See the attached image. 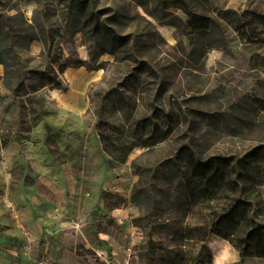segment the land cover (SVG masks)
Returning <instances> with one entry per match:
<instances>
[{"label":"rangeland","instance_id":"rangeland-1","mask_svg":"<svg viewBox=\"0 0 264 264\" xmlns=\"http://www.w3.org/2000/svg\"><path fill=\"white\" fill-rule=\"evenodd\" d=\"M92 1L105 17L123 8L124 22L137 17L125 33L135 31L134 39L145 36L150 51L142 53L159 79L140 74L129 81L130 90L121 86L138 64H116L111 55L92 60L91 44L69 26L66 8L55 0H0V31L40 36L28 48L17 42L8 78L0 64V264H170L171 235L185 223L179 211L186 207V196L182 184L157 178L158 168L193 144L191 135L199 137L194 149L204 157H240L264 144L250 141L259 132L246 139L232 137L227 131L233 123L217 127L200 116H228L230 106L248 95L261 101L254 128H264V45L241 43L222 21L226 47L210 51L203 68L189 74L184 59L190 38L182 26H172L177 17H187L173 0H165L167 10L152 3L150 15L134 0ZM191 8L213 18L228 9L264 15V0H194ZM134 45L137 52L143 48ZM78 61L84 62L80 70ZM102 62L107 64L97 70ZM62 63L71 67L60 76L61 89L23 95L20 85L31 84V71L45 72L50 65L58 70ZM159 83L163 90L158 91ZM150 89L149 98L143 91ZM157 92L160 102L154 100ZM207 94L211 100H201ZM144 115L157 126L152 131L169 132L168 139L151 149L137 147L126 163L114 160L104 151L99 126H118L115 137L126 140ZM209 131L214 137L206 143L200 133L209 137ZM225 201L223 196L192 204L195 211L209 214ZM150 241L162 243L163 250L151 254ZM207 246L214 264H264V259L241 258L215 234ZM198 247L183 249L188 253Z\"/></svg>","mask_w":264,"mask_h":264},{"label":"trees","instance_id":"trees-1","mask_svg":"<svg viewBox=\"0 0 264 264\" xmlns=\"http://www.w3.org/2000/svg\"><path fill=\"white\" fill-rule=\"evenodd\" d=\"M55 1L66 8L71 20L69 26L74 28L75 32L81 33L85 42L91 44L92 60H97L103 55H111L116 64L123 62L138 64L134 68L135 73L121 86H126L130 90L129 81L133 82L134 79L140 78V74H144L147 78L159 79L158 73L151 66L148 54L142 53V49L145 48L150 51L148 49L150 44L145 43V36L137 35L134 39L135 31H131V34L125 33L130 26H133L132 22L137 17L128 16L124 22L122 14L124 8L121 9V14L119 11L117 14L105 17L106 14L98 10L97 4L92 0ZM134 1L149 15L153 14L150 7L152 3H157L163 10H167L168 6L165 0ZM173 1L177 9L182 10L187 17V21L177 17L179 23H173L172 26H182L185 34L190 38L191 50L184 59L187 65L186 71H189V74H193L194 69L203 68L210 51L226 47L222 21H226L234 30L241 43L264 45V15L262 14L254 11L240 13L228 9L222 11L220 16L213 18L196 14L191 8L194 0L190 3L186 0ZM1 17L0 15V20ZM39 39L40 36L34 31L27 35L12 34L6 29L0 31V64L4 66L5 77L8 78L10 74L9 60L16 52L17 42L22 41L23 48H28L32 42ZM134 42L142 43L143 48L139 52L135 50ZM106 64V62L99 63L96 69H103ZM75 66L83 67L84 62L78 61ZM70 67V64L62 63L58 70L50 65L45 72L31 71L28 79L31 84L21 82L20 89L23 90V95L36 93L46 87L61 89L63 82L60 76ZM6 84L13 90L10 83L6 82ZM159 84L162 86L158 91L163 90L164 83ZM153 90L143 92L150 98ZM159 97L160 93L157 92L154 100L160 102ZM212 97V94H207L201 97V100L208 102ZM260 102L255 97L244 95L230 106L232 112L228 116L208 113H201L200 116L202 120L209 121L217 127L224 122L225 124L233 123L234 127L228 125L227 131L232 137L246 139L249 134L253 136L259 132V135L252 137L250 141L264 143V128H257V130L254 128L261 112L256 103ZM151 107H153L152 104ZM238 122L246 125L240 126ZM153 125L151 116L144 115L141 120L136 121L135 135L124 140L115 137L118 126L107 122L101 123L99 137L104 151L114 160L126 163L137 147L151 149L164 143L169 137V132L157 134L151 129ZM209 134L208 137L200 133V137L206 143H211L210 138L214 137V132L209 131ZM189 143L193 144L184 145L176 157L165 161L156 173L157 178L164 179L166 182L182 184L186 196V207L179 211L185 223L175 228L171 235L174 256L170 264H214L213 255L207 246L209 237L213 234L227 240L239 251L241 258L264 259V144L254 147L240 157L216 155L204 157L202 153L194 149L199 146L197 143H200L197 134L191 135ZM223 196L226 199L225 204L214 212L201 214L193 209L192 202L196 203L201 199L204 202H211ZM133 201L138 205L143 204L136 197H133ZM189 218L195 221H190ZM192 244L199 245L198 249L185 253L183 247ZM149 248L151 254L163 250L162 243L155 241L149 242Z\"/></svg>","mask_w":264,"mask_h":264},{"label":"crops","instance_id":"crops-1","mask_svg":"<svg viewBox=\"0 0 264 264\" xmlns=\"http://www.w3.org/2000/svg\"><path fill=\"white\" fill-rule=\"evenodd\" d=\"M78 70H80V68H79ZM93 80H96V79H93ZM78 109H79V106H76V107L74 108L75 111H77Z\"/></svg>","mask_w":264,"mask_h":264}]
</instances>
